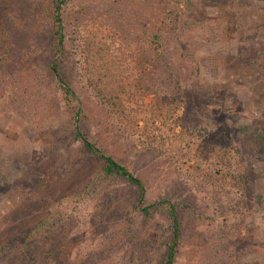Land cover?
Here are the masks:
<instances>
[{"label":"rangeland","instance_id":"374dc122","mask_svg":"<svg viewBox=\"0 0 264 264\" xmlns=\"http://www.w3.org/2000/svg\"><path fill=\"white\" fill-rule=\"evenodd\" d=\"M102 1H69L70 38L93 29V21L78 28L73 17H95ZM177 1L185 26L170 60L182 96L175 118L184 128L150 147L142 124L134 131L117 122L87 88L79 43L67 41L63 69L82 104L81 130L141 179L147 205L169 201L178 208L176 264H224L216 262L218 250L225 264H264V149L246 131L264 135V0ZM51 42L49 36L40 40L34 56L50 57ZM49 85L41 129L0 91V264H19L13 249L19 253L28 237L34 264H163L171 231L167 216H143L131 187L99 177L101 166L84 159L75 139L72 112ZM189 144L201 158L219 147L239 151H232L233 167L219 175L217 187L243 201L236 208L242 216L233 218L237 224L245 220L239 234L223 225L230 217L222 215L216 189L198 183V159L187 155ZM235 172L238 184L231 179ZM226 235V251H220L218 239Z\"/></svg>","mask_w":264,"mask_h":264},{"label":"trees","instance_id":"16d2710c","mask_svg":"<svg viewBox=\"0 0 264 264\" xmlns=\"http://www.w3.org/2000/svg\"><path fill=\"white\" fill-rule=\"evenodd\" d=\"M69 1L0 0V91L2 95L10 94L12 107L41 129L43 91L51 83L58 98L73 114L74 135L84 159L101 166L99 177L106 181L120 180L131 187L137 209L143 216L149 218L160 211L167 216L171 231L163 264H176L182 241L178 208L169 201L147 205V190L141 179L83 134L82 104L66 81L62 54L67 41L79 43L87 88L117 122L134 131L142 124V135L150 140V147L157 148L184 128L175 118L182 107V96L170 60L173 44L179 43L184 33L183 6L177 0H103L95 17L88 12L83 16L79 12L73 17L78 28L87 21L94 23L91 31L81 32L79 40H75L68 36L66 28L70 19ZM48 36L52 40L51 56H34L39 41ZM246 131L264 149V135L258 129L251 131L248 127ZM189 146L187 155L198 159V183L201 187L216 189L222 215L230 217L223 225L239 234L245 220L237 224L233 218L242 216L236 214V208L244 207L243 201H236L230 189L223 188L221 193L217 189L219 175L224 176V171L233 167L232 151L237 154L239 151L219 147L214 153L207 152L209 158H201L193 155L195 151ZM236 173L231 179L238 184L240 177ZM216 196L210 197L215 200ZM229 235L218 239L220 251H226L221 244L227 242ZM23 242L19 253L17 248L13 249L14 255L19 264H34L30 237ZM215 255L216 262L221 259L227 263L219 250ZM13 262L9 259L5 264H17Z\"/></svg>","mask_w":264,"mask_h":264}]
</instances>
